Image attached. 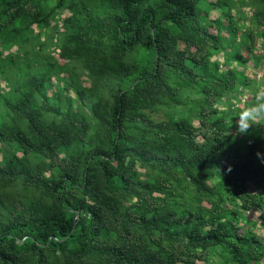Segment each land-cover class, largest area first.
I'll use <instances>...</instances> for the list:
<instances>
[{
  "label": "trees",
  "instance_id": "trees-1",
  "mask_svg": "<svg viewBox=\"0 0 264 264\" xmlns=\"http://www.w3.org/2000/svg\"><path fill=\"white\" fill-rule=\"evenodd\" d=\"M0 80V264H264V0H0Z\"/></svg>",
  "mask_w": 264,
  "mask_h": 264
},
{
  "label": "rangeland",
  "instance_id": "rangeland-1",
  "mask_svg": "<svg viewBox=\"0 0 264 264\" xmlns=\"http://www.w3.org/2000/svg\"><path fill=\"white\" fill-rule=\"evenodd\" d=\"M250 10L248 9V8H245L244 9V13L242 14L243 15V17H244V23L246 22L245 20L248 18V17H250ZM242 13V12H241ZM67 16H70V13H67V12H63V14L61 15V19H60V21H59V25H60V30L63 32V19L65 18V17H67ZM223 36H226L227 34L226 33H223L222 34ZM44 39H45V37L44 36H42L41 37V41L43 42L44 41ZM257 47H258V44H257ZM259 48V47H258ZM256 49L257 51L256 52H254V54H259V55H263V53L259 50V49ZM46 53H52L51 55L53 56V59H59V54L57 53V52H52L51 51V48H48V50H44L43 52H42V54L44 55V54H46ZM5 59V58H4ZM250 65H252L251 63H250ZM7 69H9L8 70V77H9V79L12 81L13 80V78H12V76H13V74H14V70L12 69V68H7ZM249 69V68H248ZM243 71H245V73H248V70H247V67H245V68H243L242 69ZM63 75H65V74H63ZM255 75H256V80H257V85L258 84H260V80L262 79V76L260 75V73H258V72H255ZM54 82H53V84L55 83V80H53ZM81 81H82V84H83V86H85V87H87V86H89V84H88V81H87V79L85 78V77H83L82 79H81ZM9 86H10V82H6V81H4V80H0V91L1 92H3V93H7L8 91H9ZM48 95L50 96V97H53L54 95H55V90L54 89H49L48 90ZM247 96H251V94H248ZM71 97H73L72 95H71ZM223 101L224 102H226V105L227 106H224L223 107V105H221L220 106V108L221 109H223V108H226V109H228L229 111H232L233 110V108L234 109H243L244 108V105L246 104V102L247 101H250V99L248 98V97H244V96H238V94H234V97L232 98V97H229L228 95H225V97H224V99H223ZM86 103L87 104H90V102L89 101H86ZM73 105L75 106V101H74V103H73ZM87 112V111H86ZM86 115H87V113H85ZM155 117V119L156 120H159V119H165L166 117L164 116V114L163 113H159L158 115H156V116H154ZM194 125L195 126H198V124H197V122L195 121L194 122ZM139 171V173L140 174H143V171L142 170H138ZM212 183H216V180H212ZM203 205H205V206H207V204L205 203V202H203ZM256 215V213H251L250 215H249V218L250 219H254V217H256L255 216ZM255 230V232L258 234V235H260V236H263L264 237V228H261V226H260V224H259V222L257 221L256 222V225H255V228H254Z\"/></svg>",
  "mask_w": 264,
  "mask_h": 264
},
{
  "label": "clouds",
  "instance_id": "clouds-1",
  "mask_svg": "<svg viewBox=\"0 0 264 264\" xmlns=\"http://www.w3.org/2000/svg\"><path fill=\"white\" fill-rule=\"evenodd\" d=\"M256 125H264V87L257 91L255 101L237 114L232 128L235 135L247 136Z\"/></svg>",
  "mask_w": 264,
  "mask_h": 264
}]
</instances>
